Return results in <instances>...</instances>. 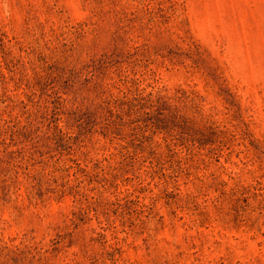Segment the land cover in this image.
<instances>
[{
  "label": "rangeland",
  "instance_id": "1",
  "mask_svg": "<svg viewBox=\"0 0 264 264\" xmlns=\"http://www.w3.org/2000/svg\"><path fill=\"white\" fill-rule=\"evenodd\" d=\"M0 264H264V0H0Z\"/></svg>",
  "mask_w": 264,
  "mask_h": 264
}]
</instances>
